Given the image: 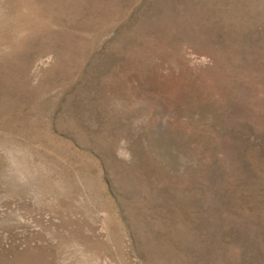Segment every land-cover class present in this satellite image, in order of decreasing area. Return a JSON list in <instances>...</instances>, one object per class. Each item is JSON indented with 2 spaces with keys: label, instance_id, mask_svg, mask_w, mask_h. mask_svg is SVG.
Returning a JSON list of instances; mask_svg holds the SVG:
<instances>
[{
  "label": "rangeland",
  "instance_id": "rangeland-1",
  "mask_svg": "<svg viewBox=\"0 0 264 264\" xmlns=\"http://www.w3.org/2000/svg\"><path fill=\"white\" fill-rule=\"evenodd\" d=\"M0 264H264V0H0Z\"/></svg>",
  "mask_w": 264,
  "mask_h": 264
}]
</instances>
